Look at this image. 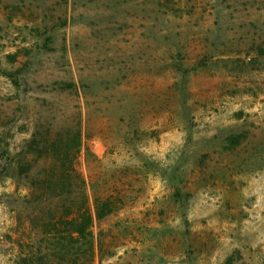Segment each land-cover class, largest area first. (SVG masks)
<instances>
[{"label": "rangeland", "instance_id": "1", "mask_svg": "<svg viewBox=\"0 0 264 264\" xmlns=\"http://www.w3.org/2000/svg\"><path fill=\"white\" fill-rule=\"evenodd\" d=\"M0 264H264V0H0Z\"/></svg>", "mask_w": 264, "mask_h": 264}, {"label": "trees", "instance_id": "2", "mask_svg": "<svg viewBox=\"0 0 264 264\" xmlns=\"http://www.w3.org/2000/svg\"><path fill=\"white\" fill-rule=\"evenodd\" d=\"M36 136V135H35ZM47 141V140H46ZM31 143L35 147H39V142L36 139H32ZM58 142H53L51 144V147H55ZM59 145H62L65 152V157H60L57 155V159H55L54 162H56V166L52 169V176L51 180L49 181L50 184L53 183L54 186L59 187L63 183H68L70 185L73 184L74 181L78 180L80 181L79 188L81 189V193L86 197V181L82 178V176L78 173L76 166H75V156L71 155L69 157V152L75 150L82 144L81 139V132L77 130L69 139L63 143L61 140H59ZM58 145V144H57ZM67 162V164L65 163ZM22 170H25L22 165L20 166V172L19 174L23 175L25 174L27 176V173H24ZM55 196H59V194H56ZM98 212V211H97ZM99 217L102 216L99 214ZM59 220V221H58ZM65 220V223L67 225L66 229V237L69 238L72 242H78L79 239H84L85 243L88 244V247L86 248L85 252L87 253H93L94 251V234L92 231V224H93V216L90 211L89 206L85 203L83 206H81L78 209V212L76 213H69L68 215H64L61 218L59 217L57 220H55L54 225L56 226L58 223ZM57 222V223H56Z\"/></svg>", "mask_w": 264, "mask_h": 264}]
</instances>
